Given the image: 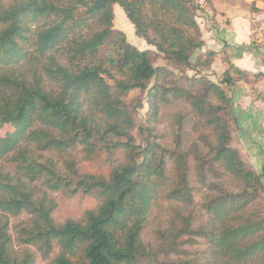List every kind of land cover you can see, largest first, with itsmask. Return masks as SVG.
<instances>
[{
	"label": "trees",
	"instance_id": "obj_1",
	"mask_svg": "<svg viewBox=\"0 0 264 264\" xmlns=\"http://www.w3.org/2000/svg\"><path fill=\"white\" fill-rule=\"evenodd\" d=\"M200 1L0 0V264H264V188L231 145L248 73L208 76ZM100 153L109 173L82 172ZM55 192L98 205L57 223Z\"/></svg>",
	"mask_w": 264,
	"mask_h": 264
},
{
	"label": "crops",
	"instance_id": "obj_2",
	"mask_svg": "<svg viewBox=\"0 0 264 264\" xmlns=\"http://www.w3.org/2000/svg\"><path fill=\"white\" fill-rule=\"evenodd\" d=\"M196 20L203 45L195 56L215 52L206 71L214 81L232 63L248 73V77L228 91L237 123L231 145L241 159L259 175L264 188V100L253 94L264 93V49L255 40V30L264 24V0L200 1ZM264 197V195H263Z\"/></svg>",
	"mask_w": 264,
	"mask_h": 264
},
{
	"label": "rangeland",
	"instance_id": "obj_3",
	"mask_svg": "<svg viewBox=\"0 0 264 264\" xmlns=\"http://www.w3.org/2000/svg\"><path fill=\"white\" fill-rule=\"evenodd\" d=\"M114 28L123 31L126 35L127 41L137 47L140 50L151 49V45H148L146 41L138 37L135 32L132 23L126 17L122 7L114 5ZM137 100H134L136 97ZM127 102L131 106L133 118L136 123H142L147 110L145 100L139 95L138 90H132L126 98ZM167 118L165 117V120ZM161 128V122L159 124ZM9 125L0 126V134H4L6 131H10ZM122 151H118L115 156L121 158ZM79 167L82 172L107 175L111 168V161L104 153H100L95 157L81 161ZM52 196L57 202L56 210L52 213L54 220L57 223H62L68 218L78 219L83 212L87 209H93L98 205V199L94 194H75L72 196L64 195L59 192L52 193ZM13 223V220L11 221ZM34 250V249H33ZM34 264H53L51 258L43 259L39 253H36Z\"/></svg>",
	"mask_w": 264,
	"mask_h": 264
},
{
	"label": "built area",
	"instance_id": "obj_4",
	"mask_svg": "<svg viewBox=\"0 0 264 264\" xmlns=\"http://www.w3.org/2000/svg\"><path fill=\"white\" fill-rule=\"evenodd\" d=\"M255 40L264 49V24L259 26L254 32Z\"/></svg>",
	"mask_w": 264,
	"mask_h": 264
}]
</instances>
